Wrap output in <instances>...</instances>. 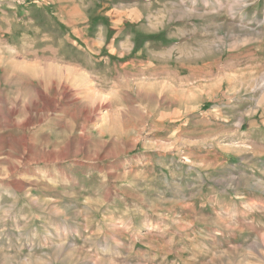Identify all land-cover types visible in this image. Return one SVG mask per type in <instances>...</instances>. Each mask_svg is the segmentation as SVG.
Here are the masks:
<instances>
[{
    "label": "rangeland",
    "instance_id": "obj_1",
    "mask_svg": "<svg viewBox=\"0 0 264 264\" xmlns=\"http://www.w3.org/2000/svg\"><path fill=\"white\" fill-rule=\"evenodd\" d=\"M0 264H264V0H0Z\"/></svg>",
    "mask_w": 264,
    "mask_h": 264
},
{
    "label": "bare ground",
    "instance_id": "obj_2",
    "mask_svg": "<svg viewBox=\"0 0 264 264\" xmlns=\"http://www.w3.org/2000/svg\"><path fill=\"white\" fill-rule=\"evenodd\" d=\"M246 4V3H245ZM239 127V126H238Z\"/></svg>",
    "mask_w": 264,
    "mask_h": 264
}]
</instances>
